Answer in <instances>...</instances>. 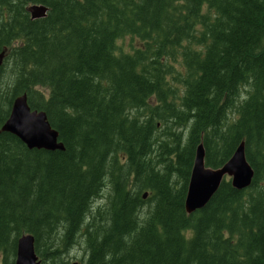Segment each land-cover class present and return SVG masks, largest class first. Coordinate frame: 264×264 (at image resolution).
Listing matches in <instances>:
<instances>
[{
	"label": "trees",
	"instance_id": "16d2710c",
	"mask_svg": "<svg viewBox=\"0 0 264 264\" xmlns=\"http://www.w3.org/2000/svg\"><path fill=\"white\" fill-rule=\"evenodd\" d=\"M2 53L0 128L27 94L66 147L0 133L4 264L24 234L41 264L80 235L82 264H264V0H0ZM242 141L251 186L188 214L197 146L219 168Z\"/></svg>",
	"mask_w": 264,
	"mask_h": 264
},
{
	"label": "water",
	"instance_id": "95a60500",
	"mask_svg": "<svg viewBox=\"0 0 264 264\" xmlns=\"http://www.w3.org/2000/svg\"><path fill=\"white\" fill-rule=\"evenodd\" d=\"M30 11L32 17L37 19L45 17L48 8L35 4L31 6ZM1 132L17 136L29 149H66L64 143L59 140V132L51 126L46 112L33 110L27 94L15 98L11 113L0 128ZM254 176L255 171L246 157L245 141L238 145L232 157L219 168L206 165L205 148L203 143H200L196 149L185 202L187 213L192 214L203 209L227 178H230L234 188L245 190L251 186ZM147 195L146 192L144 197ZM15 264H41L32 234H24L18 239Z\"/></svg>",
	"mask_w": 264,
	"mask_h": 264
},
{
	"label": "rangeland",
	"instance_id": "374dc122",
	"mask_svg": "<svg viewBox=\"0 0 264 264\" xmlns=\"http://www.w3.org/2000/svg\"><path fill=\"white\" fill-rule=\"evenodd\" d=\"M40 5V4H37ZM31 5L28 7V11L30 14ZM48 8V7H47ZM31 18L34 19L31 15ZM2 56V57H1ZM5 58V54L2 53L0 55V61L2 62V60H4ZM179 133H183V129L178 130ZM187 131L185 132V138L187 135ZM183 143H185V141H183ZM228 180H230V178H227ZM106 184L107 186L103 189L102 193L100 194L99 197L95 198L93 203H92V212L94 214H97L99 211L102 212L103 214H105V211L107 209V204L109 202V198L111 197V192L112 189L110 188L109 182L106 180ZM146 193V192H145ZM149 195V193H148ZM148 195L145 199H148ZM90 221V219L88 220V222ZM86 255H87V251H86V246L84 243V238L81 237V235L78 237L76 243L69 249V250H64L62 257L63 258H68L69 259V263L70 264H82L85 259H86ZM5 262V256L2 254L0 255V264H4Z\"/></svg>",
	"mask_w": 264,
	"mask_h": 264
}]
</instances>
